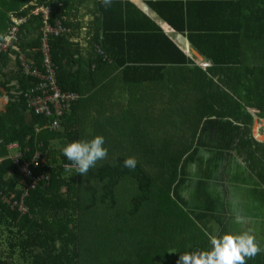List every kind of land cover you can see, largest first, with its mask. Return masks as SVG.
<instances>
[{"label":"trees","instance_id":"1","mask_svg":"<svg viewBox=\"0 0 264 264\" xmlns=\"http://www.w3.org/2000/svg\"><path fill=\"white\" fill-rule=\"evenodd\" d=\"M86 2L78 0V11L72 13H83ZM121 5H130L150 18L133 2L125 0H94L91 11L103 6L116 10ZM246 5L251 22L264 24V0H247ZM2 12L6 16L0 18V43L8 41L9 47L2 49L0 44V264H176L179 255L185 253L183 247H193L190 242L186 244V225L179 227L186 215L181 193L190 180L189 169L201 147L193 149L194 140L185 142L177 136L198 132L194 121L189 128L174 121L181 116L182 120L200 122L205 118H193L182 99L179 102L172 97L165 98V111L161 113L140 110L138 106L128 109L129 104L125 105L120 96L110 105H103L105 99H94L96 87L87 83L89 79H98L99 72L109 68L110 73L105 75L108 81L98 90L112 95L117 76L125 78L120 70H126L130 61L140 60L135 54L121 58L106 45L107 40L121 33L118 30L78 33L73 30L77 24L66 20L72 17L59 0H36L12 15L10 9ZM107 16L111 17L109 13ZM166 20L184 30L171 18ZM58 23L67 28L66 32L50 38L43 34L48 24ZM153 28L156 31L151 38L164 39L177 52L175 57L170 55L163 60L186 62V54L158 25L153 23L151 28L137 31L151 32ZM131 35L123 32L126 44ZM246 36L249 37V31ZM45 39L57 67L60 90L74 92L78 98L73 107L60 114L51 111L37 116L28 107L24 92L38 80L24 74L19 56L25 53L42 69L41 48ZM190 39L194 41L191 36ZM239 76L222 75L217 85L219 91H241L236 96L226 92L228 95L222 100L224 104H235L239 110L220 114L235 116L249 125L254 116L245 111L244 104L253 105L250 100L254 96L250 94L255 83L261 95L256 96L254 107L258 106L256 114L264 118V75H242L241 81ZM256 77L260 78L255 80ZM152 81L147 77L145 82ZM138 83L124 80L116 92ZM87 121L90 125L84 131L82 126ZM123 131L130 135L131 144H127ZM96 135L104 137L108 154L81 176L62 149L72 141L90 140ZM11 146H16L15 155ZM219 146L223 149L227 144ZM129 157L137 161L134 169L123 165ZM127 182L134 185L130 191L137 190L132 198L133 207L131 200L123 206L119 201Z\"/></svg>","mask_w":264,"mask_h":264},{"label":"crops","instance_id":"2","mask_svg":"<svg viewBox=\"0 0 264 264\" xmlns=\"http://www.w3.org/2000/svg\"><path fill=\"white\" fill-rule=\"evenodd\" d=\"M34 1L0 0V8L2 11L10 9L9 15H12ZM77 1L59 0L72 17H66V20L77 24L73 30L78 33L106 28L118 30L120 36L116 34L106 45L121 58L130 54L140 57L138 61H130L126 70H120V74L125 75L124 80L139 82L135 96L132 87L127 85L116 92L120 82L124 81L121 76L114 82V94L99 91L101 88L98 90V87L108 81L105 75L110 73V69L104 67L98 79L87 81L96 87L92 93L95 100L105 99L103 105H110L120 96L125 105L129 104L128 109L138 106L140 110L152 111L154 105L165 106V98L172 97L179 102L182 99L181 103L193 118H205L200 122L182 120L181 116L174 121L185 128L194 121L198 132L177 136L185 142L186 139L194 140L193 149L201 147L189 169L190 180L181 193V205L186 215L179 227L183 223L186 225L183 230L186 244H193V251L207 250L211 247L210 235L220 236L229 231L239 233L251 228L259 246L264 249V118L256 114L258 106L254 107L256 96L261 94L255 83V90L250 94L255 97L250 100L253 105L244 104L245 111L254 116L248 125L235 116L220 114L221 111L239 110L235 104H224L222 100L228 94L236 96L241 88H224L225 92L217 89L222 75H264V24L251 22L250 15L247 16V0H125L133 2L150 18L130 5H121L116 10L103 6L101 10L91 11L94 0H87L83 13H72L78 11ZM2 11L0 18L6 16ZM165 15L184 30L174 27ZM153 23L186 54V62L176 64L163 60L170 55L175 57L177 52L164 39L151 38L155 28L151 32L137 31L146 26L151 28ZM125 30L132 34L129 44L124 42ZM147 77L153 81L146 83ZM209 97L212 98L208 100ZM164 111L162 107L157 112ZM195 113L202 115L197 117ZM225 143L227 146L222 149L219 145ZM227 179L234 184L228 191L225 190ZM188 194L193 200L187 197ZM237 214L245 217L247 223H237ZM174 215H177V207ZM192 248L186 245L182 252ZM246 264H264V251L246 258Z\"/></svg>","mask_w":264,"mask_h":264},{"label":"clouds","instance_id":"3","mask_svg":"<svg viewBox=\"0 0 264 264\" xmlns=\"http://www.w3.org/2000/svg\"><path fill=\"white\" fill-rule=\"evenodd\" d=\"M105 139L96 135L90 140H75L63 147L62 152L68 161L75 165L76 173L86 174L96 163L107 156L104 147ZM137 161L133 157L123 162L125 168L134 169ZM71 171V169H67ZM235 220L239 224L247 223L242 215L237 214ZM211 247L207 250H196L181 253L176 264H246V258H253L262 249L251 228L239 233L226 232L223 235L209 236Z\"/></svg>","mask_w":264,"mask_h":264},{"label":"built area","instance_id":"4","mask_svg":"<svg viewBox=\"0 0 264 264\" xmlns=\"http://www.w3.org/2000/svg\"><path fill=\"white\" fill-rule=\"evenodd\" d=\"M67 28L61 23L55 26L48 24L43 31L45 36L58 35L66 32ZM15 29L13 30V32ZM47 38V37H46ZM2 49H8L9 42H1ZM49 41L44 40L41 53L42 69L35 65V60L28 57L25 53L19 56L21 67L25 75L37 78V84L28 88L24 94L28 101V107L36 113L37 116L49 114L51 111H57L59 114L66 108L73 107L78 95L74 92H62L58 84L57 67L52 57V51ZM58 127V126H57ZM13 148V146H11ZM16 147V146H15ZM20 210H24L23 202L19 203Z\"/></svg>","mask_w":264,"mask_h":264},{"label":"rangeland","instance_id":"5","mask_svg":"<svg viewBox=\"0 0 264 264\" xmlns=\"http://www.w3.org/2000/svg\"><path fill=\"white\" fill-rule=\"evenodd\" d=\"M118 78H120V77H118ZM241 79H242V75H240L239 76V81H241ZM136 86L138 87V84H133V87H132V91H133V95L135 96V94L137 93V89H136ZM251 98V97H250ZM251 99H255V97H252ZM4 101L6 100V99H3ZM254 102H256V101H254ZM168 104V103H167ZM169 105V104H168ZM160 108H162V106H153V108H152V111L153 112H157L158 111V109H160ZM90 125L89 124V121H87V123L86 124H84L83 126H82V128H83V130L85 131V127H86V125ZM91 130H92V128H91ZM123 132H125L126 133V137H127V141L126 142H128L127 144H131L132 143V141L130 140V135L127 133V131H123ZM124 137H125V134H124ZM16 154V151H15V146L13 147V155H15ZM150 169V168H149ZM151 170V169H150ZM231 171V170H230ZM229 171V172H230ZM229 172H228V174H229ZM227 174V175H228ZM227 183H226V185H225V190L226 191H228V190H231L232 189V187H233V181H231V179H227V181H226ZM134 187V185L131 183V182H127V184H124L123 185V187H122V189H121V191H120V196H119V201H120V204H122V206H123V204H130V200H131V207H133V204H132V198H133V196H134V194L137 192V190L136 191H130L131 190V188H133ZM229 192H231V191H229ZM228 192V193H229ZM128 197V199H129V202H126V198ZM187 197H189L190 199L192 198V196H190L189 194H188V196ZM191 200H193V199H191Z\"/></svg>","mask_w":264,"mask_h":264}]
</instances>
